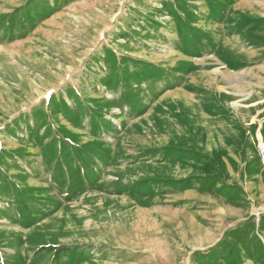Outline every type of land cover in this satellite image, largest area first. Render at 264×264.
Listing matches in <instances>:
<instances>
[{"label":"rangeland","instance_id":"rangeland-1","mask_svg":"<svg viewBox=\"0 0 264 264\" xmlns=\"http://www.w3.org/2000/svg\"><path fill=\"white\" fill-rule=\"evenodd\" d=\"M259 140L264 0H0V264H264Z\"/></svg>","mask_w":264,"mask_h":264},{"label":"crops","instance_id":"crops-1","mask_svg":"<svg viewBox=\"0 0 264 264\" xmlns=\"http://www.w3.org/2000/svg\"><path fill=\"white\" fill-rule=\"evenodd\" d=\"M207 2H205V4H206ZM205 9H206V6H205ZM204 14H206L205 13V10H204ZM207 16V15H206ZM215 19V18H214ZM211 27V26H210ZM209 27V28H210ZM212 28L215 30V28L212 26ZM210 32V29H209V31H208V33ZM214 33H216V35H217V37H218V39H216V41H218L219 39H220V37H219V35H218V33L216 32V30L214 31ZM195 34V33H194ZM212 41V40H211ZM236 41H241V39L240 38H236L235 39V42ZM234 43V42H233ZM226 47V46H225ZM228 47V46H227ZM229 48H231L232 50H233V48L232 47H229ZM254 52H255V50H247V52L246 53H248V59H246L247 61L249 60H251L254 56H255V54H254Z\"/></svg>","mask_w":264,"mask_h":264},{"label":"bare ground","instance_id":"bare-ground-1","mask_svg":"<svg viewBox=\"0 0 264 264\" xmlns=\"http://www.w3.org/2000/svg\"><path fill=\"white\" fill-rule=\"evenodd\" d=\"M244 13V12H243ZM249 17L250 16H253L252 14H249L248 15ZM215 73L217 72V70H215L214 71ZM234 87H237V86H234ZM237 89H238V87H237ZM244 100H248V99H244ZM232 106V108L234 109V110H240L241 109V107H242V105L239 103V102H235V103H233V104H231ZM243 109V108H242ZM259 146H260V148H264V145L261 143V141L259 140Z\"/></svg>","mask_w":264,"mask_h":264},{"label":"built area","instance_id":"built-area-1","mask_svg":"<svg viewBox=\"0 0 264 264\" xmlns=\"http://www.w3.org/2000/svg\"><path fill=\"white\" fill-rule=\"evenodd\" d=\"M259 150V155L261 157V159L264 161V148H260Z\"/></svg>","mask_w":264,"mask_h":264}]
</instances>
